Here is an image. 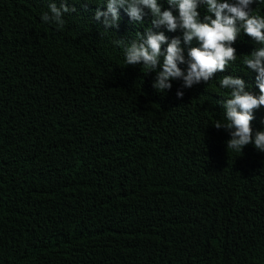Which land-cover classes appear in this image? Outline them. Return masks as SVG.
<instances>
[{
  "label": "trees",
  "instance_id": "16d2710c",
  "mask_svg": "<svg viewBox=\"0 0 264 264\" xmlns=\"http://www.w3.org/2000/svg\"><path fill=\"white\" fill-rule=\"evenodd\" d=\"M50 2L0 0V264H264V152L226 149L213 126L226 122L222 75L161 93L116 40L152 28L185 56L198 42L147 9L105 30L100 0H64L75 11L60 28L40 19ZM250 8L264 16V0ZM236 40L246 55L251 38ZM253 115L264 130V106Z\"/></svg>",
  "mask_w": 264,
  "mask_h": 264
},
{
  "label": "clouds",
  "instance_id": "9594fccd",
  "mask_svg": "<svg viewBox=\"0 0 264 264\" xmlns=\"http://www.w3.org/2000/svg\"><path fill=\"white\" fill-rule=\"evenodd\" d=\"M254 0H167L169 8L162 10L158 0H100V7L95 11V19L101 21L105 30L118 27L119 20L126 13L133 21L140 22L151 14V25L159 29L164 27L169 32L178 29L182 32L184 45H191L195 40L198 46L185 49L181 39L171 40L164 32L147 28L143 33H135L134 39L125 43L117 39L118 45H124L125 66L141 65L144 73H155L152 87L163 93L170 90L172 80H182L183 88H191L202 81L208 83L215 74L222 77L219 86L229 90V96L222 104L225 121L217 119L213 126L225 129L229 133L226 149L231 148L242 154V149L252 144L258 151L264 152V130H253L254 110L264 106V16L253 14L250 5ZM204 6L206 14L200 18L198 8ZM125 10V12L123 11ZM175 9L176 12L172 11ZM102 10V11H100ZM75 11L64 0L59 6L55 2L48 4V11L40 17L42 22L56 24L63 28L66 24L65 13ZM243 32L251 38V48L246 47L242 55L232 45ZM237 41L238 45H243ZM166 45V47H162ZM240 45V46H241ZM243 47V46H242ZM240 56L241 75L247 82H253L259 94L246 90L245 81L226 70ZM186 65L181 68L180 65ZM129 83H135L131 77ZM183 91L177 90V98L183 97Z\"/></svg>",
  "mask_w": 264,
  "mask_h": 264
}]
</instances>
